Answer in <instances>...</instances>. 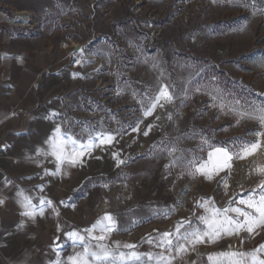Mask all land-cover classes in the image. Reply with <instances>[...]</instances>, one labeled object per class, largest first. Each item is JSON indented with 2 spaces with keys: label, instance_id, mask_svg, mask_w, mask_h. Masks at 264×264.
Returning <instances> with one entry per match:
<instances>
[{
  "label": "rangeland",
  "instance_id": "rangeland-1",
  "mask_svg": "<svg viewBox=\"0 0 264 264\" xmlns=\"http://www.w3.org/2000/svg\"><path fill=\"white\" fill-rule=\"evenodd\" d=\"M0 10L10 19L4 33L25 47L35 76L32 112L50 159L35 155L37 169L65 175L55 188L66 191L62 199L82 221L110 215L100 226L111 223L117 232L169 221L194 201L196 169L210 150L231 157L215 172L228 190L264 178L257 171L264 167V135H257L264 125L241 115L264 105V6L0 0ZM20 10L28 12L26 25L12 23ZM164 86L171 102L145 115ZM257 140L254 153L238 158ZM57 156L70 158L66 170Z\"/></svg>",
  "mask_w": 264,
  "mask_h": 264
},
{
  "label": "crops",
  "instance_id": "crops-1",
  "mask_svg": "<svg viewBox=\"0 0 264 264\" xmlns=\"http://www.w3.org/2000/svg\"><path fill=\"white\" fill-rule=\"evenodd\" d=\"M8 20L0 10V201H3L0 203V264H71L69 257L83 252L85 246L94 250L100 244L114 252L117 260L121 252L136 251L152 256L149 260L147 255H142L141 264H158L161 255L164 262L171 260V264H212L210 255L215 258V254L226 251L251 254L264 245V229H256L252 234L240 231L238 235H223L215 242L198 243L194 248L186 244L187 251L176 252L177 228L184 225L180 228L182 234L188 228V221L193 228H205L199 218L209 215L206 208L241 207L251 211L238 202L250 196L259 199V186L264 184L261 176L251 177L234 191L216 179L215 172L229 166L226 152L221 149L210 150L207 161L198 166L206 173L198 172L197 177L202 194L197 196L196 190L194 201L184 210L176 211L169 221L133 225L123 232L114 229L101 232L103 227L99 225L90 233L97 223L77 217V210L73 212L62 199L66 198V191L55 188L57 183H65V175L53 176L37 169L40 164L35 155L44 157L46 163L50 159L37 139L39 130L35 128L32 112L35 76L27 62L25 47L18 43L17 37L4 33L3 25ZM57 165L59 170H66L65 159H59ZM26 212L32 215H25ZM228 215L236 216L233 212ZM73 232L84 237V241L70 238L68 234ZM164 233L171 234V249L158 246ZM98 235L105 239H94ZM258 255L264 258V253Z\"/></svg>",
  "mask_w": 264,
  "mask_h": 264
},
{
  "label": "snow or ice",
  "instance_id": "snow-or-ice-1",
  "mask_svg": "<svg viewBox=\"0 0 264 264\" xmlns=\"http://www.w3.org/2000/svg\"><path fill=\"white\" fill-rule=\"evenodd\" d=\"M161 100H164L165 102H171L172 100V96L168 92L167 86H164L159 91L158 95L151 101V106L146 109L145 115H151ZM159 106L163 107V104H159ZM254 113L255 115L247 113H242L241 115H249L250 118L257 119L262 125H264V105L256 107L254 109ZM56 131L59 133V129ZM145 135H147V132H145ZM257 135H264V133H257ZM111 139L112 138H109L108 142H111ZM51 144L53 147V154H55V141H52ZM259 147V140L256 142H246L244 148L242 149V154H237V156L238 158L243 159L247 155L254 153ZM217 151L219 152L221 150L217 149ZM57 158L60 159L59 156H57ZM227 158L229 160L231 159L230 156ZM65 159L70 158L65 157ZM71 162L76 163V160L71 159ZM120 163H123V161H120ZM196 171L201 174H206L204 173L202 167H198ZM257 171L264 174V167L258 168ZM259 187L261 194L258 200L250 196L247 200L241 199L238 202L239 204L245 205V207L251 211L245 210V208L241 207L231 209L206 208V212H208L209 215L201 216L199 218L202 224L205 225V228H193L191 221H188V228L181 234L180 228L184 227V225H180L177 228L178 240L175 246L176 252L180 253L181 251H187L185 246L186 244L191 245L194 248V246L198 243L215 242L216 239L223 235H238L240 231H247L249 234H252L256 231V229H264V184ZM0 203H3V201H0ZM229 212L235 213L236 216H229ZM25 215H32V213L26 212ZM240 217H243V219L241 220ZM111 221L112 217L110 215H105L101 218V220L97 221L96 225H93V228L89 230V232L91 233L101 223ZM112 228L113 226L111 223H105L104 227L100 228V231H111ZM68 236L74 241H84V237L78 236L75 232L69 233ZM170 236V233L162 234V239L160 240L158 246H167L171 249L173 247V242L170 239ZM94 239L102 241L105 237L103 235H98L95 236ZM125 247L134 249L135 245H125ZM258 253H264V245H260L259 248L253 250L251 254L239 251H226L215 254V258L210 255L208 259L209 261H212V264H264V258H261ZM142 255H147L149 260L152 259L151 254H140L136 251H130L128 254L123 252L119 253V260H117V256L114 252L100 244L97 249L94 250H89V247L85 246L83 252L78 253L75 257H69V260L71 261V264H141ZM158 264H171V260L164 262V258L161 255Z\"/></svg>",
  "mask_w": 264,
  "mask_h": 264
},
{
  "label": "bare ground",
  "instance_id": "bare-ground-1",
  "mask_svg": "<svg viewBox=\"0 0 264 264\" xmlns=\"http://www.w3.org/2000/svg\"><path fill=\"white\" fill-rule=\"evenodd\" d=\"M15 13H16L15 17L11 18L12 19V23L13 24H17V25L22 23L21 25H26V22L29 21L28 12L25 11V10H22V11L20 10V11H17Z\"/></svg>",
  "mask_w": 264,
  "mask_h": 264
},
{
  "label": "trees",
  "instance_id": "trees-1",
  "mask_svg": "<svg viewBox=\"0 0 264 264\" xmlns=\"http://www.w3.org/2000/svg\"><path fill=\"white\" fill-rule=\"evenodd\" d=\"M253 2V5H256V6H264V0H252ZM221 78H225L224 77V74L219 71V72H216ZM228 84H229V81H228ZM230 85V84H229Z\"/></svg>",
  "mask_w": 264,
  "mask_h": 264
}]
</instances>
